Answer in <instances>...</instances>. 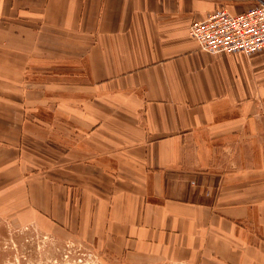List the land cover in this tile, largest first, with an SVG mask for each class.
Masks as SVG:
<instances>
[{
	"label": "crops",
	"instance_id": "obj_1",
	"mask_svg": "<svg viewBox=\"0 0 264 264\" xmlns=\"http://www.w3.org/2000/svg\"><path fill=\"white\" fill-rule=\"evenodd\" d=\"M264 0H0V222L113 264H264V50L189 26Z\"/></svg>",
	"mask_w": 264,
	"mask_h": 264
},
{
	"label": "rangeland",
	"instance_id": "obj_2",
	"mask_svg": "<svg viewBox=\"0 0 264 264\" xmlns=\"http://www.w3.org/2000/svg\"><path fill=\"white\" fill-rule=\"evenodd\" d=\"M0 264L113 263L74 241L57 240L32 228L11 230L0 222Z\"/></svg>",
	"mask_w": 264,
	"mask_h": 264
},
{
	"label": "built area",
	"instance_id": "obj_3",
	"mask_svg": "<svg viewBox=\"0 0 264 264\" xmlns=\"http://www.w3.org/2000/svg\"><path fill=\"white\" fill-rule=\"evenodd\" d=\"M189 36L206 53H244L264 50V4L240 14L219 12L189 26Z\"/></svg>",
	"mask_w": 264,
	"mask_h": 264
}]
</instances>
